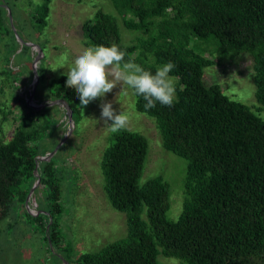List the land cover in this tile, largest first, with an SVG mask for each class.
<instances>
[{
  "label": "trees",
  "instance_id": "trees-1",
  "mask_svg": "<svg viewBox=\"0 0 264 264\" xmlns=\"http://www.w3.org/2000/svg\"><path fill=\"white\" fill-rule=\"evenodd\" d=\"M50 1L35 9L39 27L46 25ZM111 2L123 26L140 35L123 43L116 17L98 9L81 26L87 47L114 43L126 52L125 59L134 57L153 73L169 61L175 65L172 107L157 102L145 109L143 97L132 92L135 109L155 120L162 147L187 160L182 210L175 220L167 217L168 181L159 174L141 182L147 137L122 130L103 151L100 168L110 204L125 213L127 234L97 251L75 258L61 254L62 172L54 156L39 163L46 196L37 208L53 216L49 237L55 252L71 264H162L160 254L177 258L178 264H264V119L246 104L231 102L219 84L203 82L204 68L215 64L212 56L249 53L255 97L264 106V0ZM66 79L53 80L58 92L51 95L66 99L75 118L80 101ZM42 112L22 111L10 138L0 141V221L33 218L45 230L48 216L35 218L23 208L36 180L34 163L51 150L46 138L53 126ZM51 261L60 264L54 257Z\"/></svg>",
  "mask_w": 264,
  "mask_h": 264
},
{
  "label": "rangeland",
  "instance_id": "rangeland-1",
  "mask_svg": "<svg viewBox=\"0 0 264 264\" xmlns=\"http://www.w3.org/2000/svg\"><path fill=\"white\" fill-rule=\"evenodd\" d=\"M42 1L0 0V7L5 10L0 13V141L10 138L17 128L16 116L22 111L35 116L40 110L53 126L46 145L53 149L65 140L53 154L58 171L62 172L59 236L65 250L61 254L75 258L127 234L125 213L110 204L103 189L100 161L114 133L100 119L102 103L111 102L117 113L123 111L129 117L127 129L147 137L149 149L141 182L159 174L168 181L170 208L166 215L171 220L177 219L182 210L187 160L162 147L155 120L135 109L132 90L122 84L86 106L80 104L69 122L66 105L54 102L60 97L51 95L58 92L52 82L65 75L75 57L87 47L82 23L101 9L116 17L123 43L132 42L140 32L123 26L111 0H51L46 25L39 27L34 12ZM211 58L215 64L204 68V84H219L231 102L246 104L264 119V106L255 97L251 55L242 52L233 57ZM169 75L177 82L176 75ZM36 181L31 197L35 199L23 205L35 218L42 213L37 204H42L46 196L38 175ZM9 220L0 221V264H53L54 255L37 221L27 217ZM158 259L162 264L179 262L161 254Z\"/></svg>",
  "mask_w": 264,
  "mask_h": 264
},
{
  "label": "clouds",
  "instance_id": "clouds-1",
  "mask_svg": "<svg viewBox=\"0 0 264 264\" xmlns=\"http://www.w3.org/2000/svg\"><path fill=\"white\" fill-rule=\"evenodd\" d=\"M125 57L126 52L114 43L86 47L65 73L66 87L75 89L84 106L122 84L143 97L145 109L154 108L157 102L172 107L176 101V81L169 74L174 63L169 61L158 66L153 73L136 63L134 57ZM100 107V119L112 133L127 130L129 117L123 111L117 113L111 102L102 103Z\"/></svg>",
  "mask_w": 264,
  "mask_h": 264
},
{
  "label": "water",
  "instance_id": "water-1",
  "mask_svg": "<svg viewBox=\"0 0 264 264\" xmlns=\"http://www.w3.org/2000/svg\"><path fill=\"white\" fill-rule=\"evenodd\" d=\"M35 81H39V76L36 77ZM57 101H62L65 105H66V108H67V111H68V115H69V122L71 123L73 121V113H72V110H71V106L69 104V102L64 99V98H59V99H56L54 100V102H57ZM69 128H70V124H69ZM65 140H63L61 143L57 144L53 149H51L50 151L46 152L44 155L40 156L34 163V166H33V172H34V175H37V167L39 165V163L43 162V161H46L48 159H50L53 154L60 149V147L62 146V144L64 143ZM38 180V179H37ZM33 189V183H32V186L30 188V191L29 193L27 194L25 200H24V204L28 205V202L30 199H35L34 197H32V194H31V191ZM44 215H47L48 216V224L46 225L45 227V230H44V233H45V236L47 238V241H48V244H49V247H50V250L52 252V254L54 255V257L60 262V264H71L67 259L61 257L58 253L55 252L53 246H52V243H51V240H50V237H49V229L53 223V216L48 212V211H42V216Z\"/></svg>",
  "mask_w": 264,
  "mask_h": 264
},
{
  "label": "bare ground",
  "instance_id": "bare-ground-1",
  "mask_svg": "<svg viewBox=\"0 0 264 264\" xmlns=\"http://www.w3.org/2000/svg\"><path fill=\"white\" fill-rule=\"evenodd\" d=\"M36 49V48H35ZM39 58V57H38ZM36 185H37V181L35 180V182L33 183V189H32V191H31V194L32 195H34V193H35V187H36Z\"/></svg>",
  "mask_w": 264,
  "mask_h": 264
},
{
  "label": "built area",
  "instance_id": "built-area-1",
  "mask_svg": "<svg viewBox=\"0 0 264 264\" xmlns=\"http://www.w3.org/2000/svg\"><path fill=\"white\" fill-rule=\"evenodd\" d=\"M35 177H36V175H35ZM31 201H32V199L29 200V202H31ZM29 202H28V204H29ZM36 212H37V210H36ZM36 212H35V213H36Z\"/></svg>",
  "mask_w": 264,
  "mask_h": 264
}]
</instances>
